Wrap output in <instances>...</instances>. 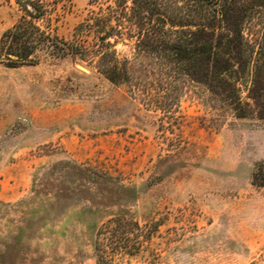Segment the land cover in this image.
I'll return each instance as SVG.
<instances>
[{"label": "rangeland", "instance_id": "374dc122", "mask_svg": "<svg viewBox=\"0 0 264 264\" xmlns=\"http://www.w3.org/2000/svg\"><path fill=\"white\" fill-rule=\"evenodd\" d=\"M131 6L68 0L36 23L81 53L40 44L35 64L0 60V264H264L252 74L242 117L182 68L137 55ZM23 15L0 0V42ZM262 33L264 12L246 28L256 51Z\"/></svg>", "mask_w": 264, "mask_h": 264}, {"label": "trees", "instance_id": "16d2710c", "mask_svg": "<svg viewBox=\"0 0 264 264\" xmlns=\"http://www.w3.org/2000/svg\"><path fill=\"white\" fill-rule=\"evenodd\" d=\"M67 1L16 0L24 15L3 34L0 60L5 58L10 67L35 64L33 55L40 44L44 45L43 51L51 49L50 54L56 58L81 53L84 49L81 45L59 40L36 23L46 17L49 9L56 11ZM263 10L264 0H132L126 21L138 31L137 55H156L159 62L176 67L178 76L183 75L179 70L182 68L192 81L204 83L212 95L220 97L242 117L241 112L245 111L238 85L252 74L250 97L258 101L264 118V33L257 51L256 40L246 34L247 24ZM122 18L119 22L125 21ZM107 20L98 19V26ZM110 57L113 54L108 51L102 55V66L107 68L104 73L118 82L111 76L114 66L106 63ZM253 183L264 187V165L254 173Z\"/></svg>", "mask_w": 264, "mask_h": 264}, {"label": "water", "instance_id": "95a60500", "mask_svg": "<svg viewBox=\"0 0 264 264\" xmlns=\"http://www.w3.org/2000/svg\"><path fill=\"white\" fill-rule=\"evenodd\" d=\"M80 68H81V69H83V70H86V69H85V68H83L82 66H80Z\"/></svg>", "mask_w": 264, "mask_h": 264}]
</instances>
